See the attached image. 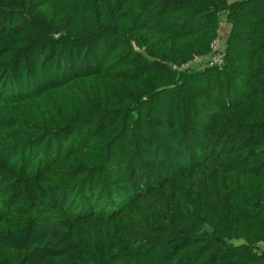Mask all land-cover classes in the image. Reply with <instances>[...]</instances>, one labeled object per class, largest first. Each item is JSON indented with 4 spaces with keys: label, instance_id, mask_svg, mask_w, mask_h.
<instances>
[{
    "label": "trees",
    "instance_id": "1",
    "mask_svg": "<svg viewBox=\"0 0 264 264\" xmlns=\"http://www.w3.org/2000/svg\"><path fill=\"white\" fill-rule=\"evenodd\" d=\"M0 264H264V0H0Z\"/></svg>",
    "mask_w": 264,
    "mask_h": 264
},
{
    "label": "built area",
    "instance_id": "2",
    "mask_svg": "<svg viewBox=\"0 0 264 264\" xmlns=\"http://www.w3.org/2000/svg\"><path fill=\"white\" fill-rule=\"evenodd\" d=\"M224 59V40L222 39L221 33L218 34V37L213 41L211 45V54L208 57H201L195 59L191 64H188L183 67L187 69L193 67L196 64H208L210 66H221Z\"/></svg>",
    "mask_w": 264,
    "mask_h": 264
},
{
    "label": "rangeland",
    "instance_id": "3",
    "mask_svg": "<svg viewBox=\"0 0 264 264\" xmlns=\"http://www.w3.org/2000/svg\"><path fill=\"white\" fill-rule=\"evenodd\" d=\"M225 26V23L224 22H222V24H221V31H220V33H221V36H222V39L224 40V42H225V39H226V32H225V30L223 29V27ZM202 64H196L195 66H193V67H199V66H201Z\"/></svg>",
    "mask_w": 264,
    "mask_h": 264
},
{
    "label": "crops",
    "instance_id": "4",
    "mask_svg": "<svg viewBox=\"0 0 264 264\" xmlns=\"http://www.w3.org/2000/svg\"><path fill=\"white\" fill-rule=\"evenodd\" d=\"M225 23V22H224ZM223 29L226 32V38L228 37L229 33H230V26L228 24L225 23V26L223 27Z\"/></svg>",
    "mask_w": 264,
    "mask_h": 264
}]
</instances>
